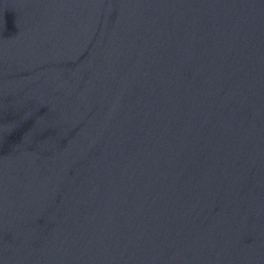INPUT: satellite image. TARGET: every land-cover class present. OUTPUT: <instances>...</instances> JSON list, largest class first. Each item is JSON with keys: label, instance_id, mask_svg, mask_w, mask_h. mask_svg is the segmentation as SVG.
Returning <instances> with one entry per match:
<instances>
[{"label": "water", "instance_id": "water-1", "mask_svg": "<svg viewBox=\"0 0 264 264\" xmlns=\"http://www.w3.org/2000/svg\"><path fill=\"white\" fill-rule=\"evenodd\" d=\"M0 264H264V0H0Z\"/></svg>", "mask_w": 264, "mask_h": 264}]
</instances>
